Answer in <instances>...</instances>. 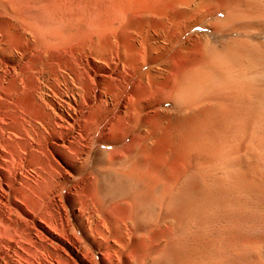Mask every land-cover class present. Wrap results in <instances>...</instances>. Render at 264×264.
<instances>
[{
  "label": "bare ground",
  "instance_id": "6f19581e",
  "mask_svg": "<svg viewBox=\"0 0 264 264\" xmlns=\"http://www.w3.org/2000/svg\"><path fill=\"white\" fill-rule=\"evenodd\" d=\"M134 9L98 33L101 51L121 41L114 49L133 76L98 118L114 132L126 127L93 160V172L114 173L118 184L83 188L80 204L97 219L90 231L124 256L113 264H264V0ZM157 102L169 106L156 111ZM62 140L50 142L52 154L85 172L89 154H63ZM53 170H43L45 195L67 182L57 188Z\"/></svg>",
  "mask_w": 264,
  "mask_h": 264
},
{
  "label": "rangeland",
  "instance_id": "374dc122",
  "mask_svg": "<svg viewBox=\"0 0 264 264\" xmlns=\"http://www.w3.org/2000/svg\"><path fill=\"white\" fill-rule=\"evenodd\" d=\"M0 1V264L121 262L124 256L109 254L103 236L90 231L97 219L80 204L89 182L118 184L114 173L93 172V160L102 150L112 151L104 142L125 137L126 126L114 132L98 118L113 108L115 92L133 76L114 49L121 41L113 37V46L101 51L98 33L114 31L116 15H130L151 0ZM61 138L63 154H89L85 172H73L52 154L50 142ZM44 169H54L57 188L67 181L49 195L42 188ZM182 247L187 254L189 244Z\"/></svg>",
  "mask_w": 264,
  "mask_h": 264
}]
</instances>
